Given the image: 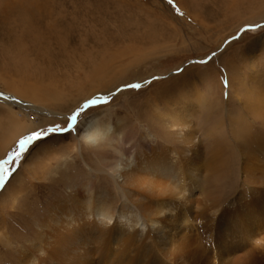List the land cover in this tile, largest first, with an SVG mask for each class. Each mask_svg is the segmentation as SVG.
Masks as SVG:
<instances>
[{
  "label": "bare ground",
  "instance_id": "bare-ground-1",
  "mask_svg": "<svg viewBox=\"0 0 264 264\" xmlns=\"http://www.w3.org/2000/svg\"><path fill=\"white\" fill-rule=\"evenodd\" d=\"M21 53L19 78L28 68ZM240 54L241 67L224 75L232 106L201 70L177 90L155 92L142 132L139 113L117 108L111 125L98 128L96 116L84 125L99 135L95 145L52 139L35 149L0 193V264H264V34ZM13 84L5 92L25 106L30 87ZM5 100L0 156L32 125ZM229 164L238 181L223 197Z\"/></svg>",
  "mask_w": 264,
  "mask_h": 264
},
{
  "label": "rangeland",
  "instance_id": "rangeland-1",
  "mask_svg": "<svg viewBox=\"0 0 264 264\" xmlns=\"http://www.w3.org/2000/svg\"><path fill=\"white\" fill-rule=\"evenodd\" d=\"M261 2L174 0L176 8L183 14L177 15L167 0H0V99H7L6 104L18 109L19 116L27 113L25 119L27 123L32 122L31 128L34 119L42 124L40 121L45 116L49 121L42 125L63 124L68 109L85 97L93 94L108 96L116 85L132 81L142 85L139 91L126 89L108 105L91 111L99 113L94 118L99 128L106 120L112 124L110 115L117 108L128 113L133 108L139 113V120L142 119L141 123L133 120L136 131L142 132L144 123L151 124L146 114L150 112L151 97L157 96L155 92L177 90L184 79L204 70L216 80L217 99L226 100L229 95V106H232L235 99L227 91L224 75L233 74V67H241L240 49L264 34V28L248 31L238 40H233V36L245 21H258L264 25V0ZM23 19L26 22H22ZM17 44L22 51L13 47ZM17 53L27 59L28 67L25 76L20 78L16 76V67L21 63L16 58ZM194 58H203L206 63H190ZM177 69H182L179 75ZM153 76L160 78L151 84L145 83ZM15 80L30 87L29 93L22 96L23 102L26 101L23 104L29 107L13 102V96H8L7 93L14 91ZM57 103L68 108L57 113ZM4 111L0 108V124L3 125L8 118ZM130 126L123 131L127 134V145L136 139ZM161 128L155 126L152 129L164 139H171L161 132ZM75 135L57 134L49 140H63L64 144L78 138V142L84 144ZM229 136L226 134L231 142L230 150H237ZM90 155L92 160L95 159ZM67 156L71 158V154ZM29 157L21 164H26ZM230 158L229 163L232 162ZM11 167L15 169L17 165ZM17 174L16 171L12 179ZM235 176L236 169L231 165L229 177L223 179V197L235 187L238 181ZM108 183L109 180L102 177V187H107Z\"/></svg>",
  "mask_w": 264,
  "mask_h": 264
},
{
  "label": "snow or ice",
  "instance_id": "snow-or-ice-1",
  "mask_svg": "<svg viewBox=\"0 0 264 264\" xmlns=\"http://www.w3.org/2000/svg\"><path fill=\"white\" fill-rule=\"evenodd\" d=\"M167 4L175 9L177 15H183L180 13L179 9L176 8L174 0H167ZM262 19H264V17H262ZM260 28H264V25H261L258 21H245L237 28L233 40H238L240 35L248 31ZM190 63L204 64L206 61L203 58H194ZM181 71L182 69H177V75H179ZM159 78L160 77L153 76L151 81L146 80L145 83L151 84L154 80ZM141 87L142 85L140 83L126 81L123 82L122 85H116L114 90H111L108 96H98L93 94L90 97H85L74 107L68 109L63 117V124L50 123L45 126L36 123L34 119V127L22 132L14 141L13 147L7 151L3 157H0V191L7 188L12 177L15 175V172L19 170V165L27 160L28 156H30L35 149L46 144L49 139L54 138L57 134L75 133L76 136L84 142L95 145L100 139L99 135L89 134L84 127L89 120H92L95 116L99 115L98 112L91 110L108 105L111 102V99H114L116 95L126 89L139 91ZM25 115H27V113H25ZM32 115L33 117L36 116L35 113ZM81 132L85 133L82 137L80 135ZM13 164H16L17 168L13 169L11 167Z\"/></svg>",
  "mask_w": 264,
  "mask_h": 264
}]
</instances>
